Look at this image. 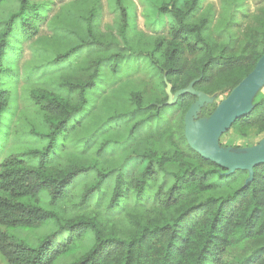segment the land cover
<instances>
[{
	"label": "trees",
	"instance_id": "1",
	"mask_svg": "<svg viewBox=\"0 0 264 264\" xmlns=\"http://www.w3.org/2000/svg\"><path fill=\"white\" fill-rule=\"evenodd\" d=\"M109 3L104 27L103 0H0V138H26L0 162V254L7 264H264V163L230 173L185 131L197 92L229 95L264 54V5L141 0L140 31L132 0ZM231 130L264 138V89ZM239 246L252 250L232 258Z\"/></svg>",
	"mask_w": 264,
	"mask_h": 264
},
{
	"label": "water",
	"instance_id": "2",
	"mask_svg": "<svg viewBox=\"0 0 264 264\" xmlns=\"http://www.w3.org/2000/svg\"><path fill=\"white\" fill-rule=\"evenodd\" d=\"M264 84V54L253 71L245 77L217 108L215 115L208 120L207 127L199 138L194 136V117L198 101L194 103L185 117L186 138L203 157L227 168L230 173L237 169H247L253 174V168L264 163V138L247 152H232L220 145L221 136L227 132L233 122L242 116L253 95ZM187 91H191L187 89ZM197 92L196 94H200ZM200 108V107H199Z\"/></svg>",
	"mask_w": 264,
	"mask_h": 264
},
{
	"label": "rangeland",
	"instance_id": "3",
	"mask_svg": "<svg viewBox=\"0 0 264 264\" xmlns=\"http://www.w3.org/2000/svg\"><path fill=\"white\" fill-rule=\"evenodd\" d=\"M104 4H105V8H104V16H103V26L105 27L106 25L109 24H113L115 21V15L111 12L110 9V3L109 0H103ZM210 2H213L216 4L217 7H219V0H209ZM132 2L136 5V12H137V22H138V30L140 31H144L147 30L145 27V17L143 15V4L141 3V0H132ZM133 4V5H134ZM59 3L56 5V9H58ZM264 5V0H246V8L249 12H254L259 6ZM246 23L248 21H245ZM45 29V27H44ZM46 31V29L44 30V32ZM27 56L25 55V58L23 60H26ZM146 77V74L141 73V84L144 80V78ZM21 89H23V87L27 86L25 81H21L20 83ZM261 89H264V84L261 86ZM189 90H191V88H189ZM166 94L168 95V101H174L176 99V94H173L171 92V84L168 83L167 87H166ZM229 95L227 93H215L213 95H207L205 93H200L198 94V109L195 112V117L193 118V124H194V136L195 138H199V136L201 135L202 131L207 127V122H208V117H203V118H197L200 114H201V108L203 106L205 107H211L215 104H217L218 106L227 99ZM196 101V102H197ZM195 102V103H196ZM22 106L23 103L21 102ZM200 107V108H199ZM24 108V106L22 107V109ZM29 110V111H26ZM24 112L25 114L29 115V119L30 120H34V114H33V110L32 108H27ZM24 115V113H23ZM8 125L4 127V131L5 133L8 131ZM15 128L19 131L24 130L23 127V122L22 120H19L17 117H15ZM1 137V136H0ZM25 137L19 136L18 139L9 138V136L5 139H1L0 138V162L1 160L4 158L5 155L9 154L10 152L6 153V151H10L11 149H13L14 147L17 146V144L19 143L20 145L24 146V141H25ZM262 140V136H259L256 133V130H250L249 131V135L248 138H240L239 135H237L234 131H229V132H225L223 134V137L221 138L222 143L225 145V149L228 151H232V152H247L251 149H253L254 147H256L260 141ZM237 145H243V147L241 148H236ZM14 229L17 228H10V232L14 231ZM251 248L249 246H239V247H235L233 249H231V253L230 256L232 258H243L245 255L249 254L251 252ZM0 264H7V262L5 261V259L2 257V255L0 254Z\"/></svg>",
	"mask_w": 264,
	"mask_h": 264
}]
</instances>
